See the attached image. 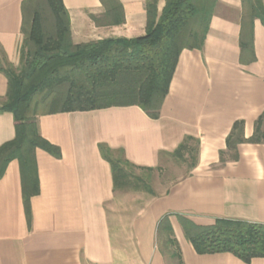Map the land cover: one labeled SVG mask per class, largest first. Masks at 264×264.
Segmentation results:
<instances>
[{
	"label": "crops",
	"instance_id": "0c3cea01",
	"mask_svg": "<svg viewBox=\"0 0 264 264\" xmlns=\"http://www.w3.org/2000/svg\"><path fill=\"white\" fill-rule=\"evenodd\" d=\"M22 1L0 0V52L13 65L22 39ZM118 1L124 22L107 25L92 18H103L100 0H63L72 41L143 35L150 0ZM156 1L160 13L165 1ZM243 11L241 0H217L202 48L179 54L158 118L136 105L37 117L39 134L59 147L61 156L35 150L39 193L30 200V223L18 161L7 164L0 178V264H177L156 243L157 223L166 214L183 264H264V258L244 263L229 252L198 254L177 218L201 226L219 218L264 224V137L247 140L257 127L264 136V26L253 20L255 60L241 61ZM6 91L0 72V100ZM235 121H242L245 139L236 144V159L226 146ZM14 133L12 113L1 112L0 145ZM186 136L197 146L188 174L161 194L121 201L98 145L121 149L133 165L155 169Z\"/></svg>",
	"mask_w": 264,
	"mask_h": 264
},
{
	"label": "trees",
	"instance_id": "16d2710c",
	"mask_svg": "<svg viewBox=\"0 0 264 264\" xmlns=\"http://www.w3.org/2000/svg\"><path fill=\"white\" fill-rule=\"evenodd\" d=\"M157 13L156 0L145 4V33L134 38H106L74 43L69 14L63 0H23L19 68L0 52V72L7 79L0 113L11 112L14 137L0 145V178L9 161L19 164L22 203L28 223L30 200L39 193L35 150L43 149L56 158L59 147L43 138L37 128L39 115L64 111H86L111 106L136 105L150 118H158L168 92L180 52L201 49L217 0H164ZM240 59L253 61V20L264 26L262 0H241ZM103 18L92 16L95 23L122 24L124 13L118 0H100ZM264 116V112L262 113ZM264 137L258 127L250 142ZM186 136L171 153L182 161H196L197 146ZM242 137V121H235L226 139L229 156L236 159L235 147ZM101 156L111 166L113 190L142 189L152 194L144 179L135 175L138 167L123 156L121 149L98 145ZM220 152V161L225 160ZM185 238L198 254L229 252L244 263L264 258V224L237 219H216L208 226L197 225L178 215ZM156 243L163 255L183 264L169 221L161 217L156 226Z\"/></svg>",
	"mask_w": 264,
	"mask_h": 264
},
{
	"label": "rangeland",
	"instance_id": "374dc122",
	"mask_svg": "<svg viewBox=\"0 0 264 264\" xmlns=\"http://www.w3.org/2000/svg\"><path fill=\"white\" fill-rule=\"evenodd\" d=\"M157 2V1H156ZM16 71L19 68V58L17 64L14 65ZM190 145L194 146L195 142L193 140L189 141ZM189 157L186 156V160L182 161L180 159L175 158L171 155H166L163 157L161 164L151 170H140L135 169L133 173L138 175L144 179V182L150 186L152 194H161L163 193L172 183L177 181L178 179L184 177L189 172ZM120 193L121 201L125 204L127 202L136 201L137 194L139 193H148L142 189H119L117 190V194ZM150 194V193H149ZM139 199V198H138Z\"/></svg>",
	"mask_w": 264,
	"mask_h": 264
}]
</instances>
